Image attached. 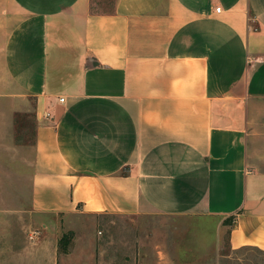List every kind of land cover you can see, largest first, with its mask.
<instances>
[{
	"label": "crops",
	"instance_id": "crops-1",
	"mask_svg": "<svg viewBox=\"0 0 264 264\" xmlns=\"http://www.w3.org/2000/svg\"><path fill=\"white\" fill-rule=\"evenodd\" d=\"M96 4L0 0V98L35 101L34 212L233 218L232 248L264 250V0ZM42 229L0 264H64L68 229Z\"/></svg>",
	"mask_w": 264,
	"mask_h": 264
},
{
	"label": "rangeland",
	"instance_id": "rangeland-1",
	"mask_svg": "<svg viewBox=\"0 0 264 264\" xmlns=\"http://www.w3.org/2000/svg\"><path fill=\"white\" fill-rule=\"evenodd\" d=\"M96 1L100 11L113 3ZM36 127L32 98L27 105L0 98V243L34 240L42 227H66L64 264H264V250L232 248L233 218L222 224L198 215L79 213L50 226L32 209ZM12 250L0 247V255Z\"/></svg>",
	"mask_w": 264,
	"mask_h": 264
},
{
	"label": "trees",
	"instance_id": "trees-1",
	"mask_svg": "<svg viewBox=\"0 0 264 264\" xmlns=\"http://www.w3.org/2000/svg\"><path fill=\"white\" fill-rule=\"evenodd\" d=\"M93 10L94 11H99V10H97V8L95 6H93ZM111 10H113V7H111L109 10H103V11L107 12V11H111ZM64 239H65V236H63V238H61V242H62L61 243V246L63 244Z\"/></svg>",
	"mask_w": 264,
	"mask_h": 264
},
{
	"label": "built area",
	"instance_id": "built-area-1",
	"mask_svg": "<svg viewBox=\"0 0 264 264\" xmlns=\"http://www.w3.org/2000/svg\"><path fill=\"white\" fill-rule=\"evenodd\" d=\"M220 10H221V7H217V11H220ZM60 100H61V101H64V98H61ZM47 115L50 116L51 114L48 113ZM35 233H38V231H37V232H34V234H35ZM34 234L31 235L32 238L34 237Z\"/></svg>",
	"mask_w": 264,
	"mask_h": 264
}]
</instances>
